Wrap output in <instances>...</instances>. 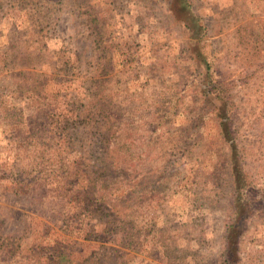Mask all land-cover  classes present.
<instances>
[{"label":"rangeland","instance_id":"1","mask_svg":"<svg viewBox=\"0 0 264 264\" xmlns=\"http://www.w3.org/2000/svg\"><path fill=\"white\" fill-rule=\"evenodd\" d=\"M100 120L110 151L140 162L112 199L156 178L147 205L112 203L133 238L45 177L81 150L100 159ZM226 121L249 201L237 264H264V0H0V264H224ZM29 183L45 187L16 193Z\"/></svg>","mask_w":264,"mask_h":264},{"label":"trees","instance_id":"2","mask_svg":"<svg viewBox=\"0 0 264 264\" xmlns=\"http://www.w3.org/2000/svg\"><path fill=\"white\" fill-rule=\"evenodd\" d=\"M221 85L222 84L214 83L213 86L216 90H218L220 89ZM223 92L224 91L221 89L220 93L215 91V97L223 99ZM98 110L100 111L101 109L99 108ZM101 111L103 112L104 110ZM98 123L99 124L95 126V130L99 133L97 137V147L103 150L100 159L96 156H93L90 149H88L87 151L81 150V152L79 153L80 162L76 164V166H74V170L66 171L62 168H58V170L55 169L54 166L55 164L57 166V162L59 161L55 158L56 160L50 161L52 168H50V170L44 171L46 172L45 177L53 181L54 188L52 190L55 191V194L58 197H63L65 194L70 195L74 191H77L81 198V201L79 200V203L81 202L80 204L82 205V211L83 209L86 210L93 208L95 212H100L99 216L101 217V221L103 220L101 224L104 226V232L112 231L113 229L117 228L124 232L126 238H133L135 232L132 231L137 228L135 220L129 215L127 216V219H124L126 216L125 211L123 214L125 216H121L124 218L119 219V214L117 215L114 212V206L116 204L121 206V203L123 206L128 203H132V206H134L138 205L140 202L142 205H147V203L145 202V198L154 189H157V186L155 185L156 178H153L152 182L149 184H142L137 181L132 186L122 187L125 188L124 192L121 193L119 197H115L114 199H112V196L114 194L112 191V185L121 183L119 182V180H123V178L119 176L123 175L122 171L126 172L125 174L128 176L131 174L129 171H126L124 169H121L122 171H120L119 167L123 166L124 163L126 164L127 162H129V160L133 163L131 167H137L140 162L136 160L135 162H133V157H129V159L125 161V158L121 153L119 154L118 152L110 151V133L108 135L105 133L106 130L109 131L110 129L109 122H102V120H100ZM221 135L226 146H228V148L230 149L229 162L231 167V174L233 177L231 210L232 215H234V220L231 224L228 225L226 234L224 236L225 242L223 257L224 264H237L238 260L240 259L238 250L239 235L241 234L238 225L239 222H241L242 224L243 222H245L244 220L247 219L246 215L249 208V201L246 196V191L248 188L243 168L241 167L242 159L240 157L239 151L237 150L231 125L228 121L221 124ZM85 139L86 141H84V138H82L81 140L83 148L85 147V143L88 142L89 136H87ZM133 171L135 172V169H133ZM79 175H81V184H79L80 182L78 181ZM146 185H152V188L150 190L146 189ZM44 187L45 185L36 189V185L34 183H29L28 185L23 184L22 187L19 186L18 189L16 188V193L22 192L23 194H25L28 191H35ZM113 201H116V204L114 203L112 205ZM107 202H110L111 205H108ZM94 206L97 207L95 208ZM116 223L119 224L120 227H114V224ZM3 243H5V240L3 241ZM66 248L67 246L61 243L59 247H54L51 251V254H49V256H51L50 259H61V257L66 256L68 254V252H66ZM112 259L114 258L106 257L99 258L98 260L90 258L86 261L88 264H111ZM80 263L84 264L83 262Z\"/></svg>","mask_w":264,"mask_h":264}]
</instances>
